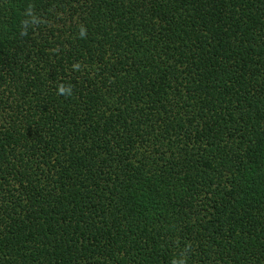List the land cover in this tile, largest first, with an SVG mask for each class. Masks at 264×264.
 Instances as JSON below:
<instances>
[{"label": "trees", "instance_id": "1", "mask_svg": "<svg viewBox=\"0 0 264 264\" xmlns=\"http://www.w3.org/2000/svg\"><path fill=\"white\" fill-rule=\"evenodd\" d=\"M0 264H264V0H0Z\"/></svg>", "mask_w": 264, "mask_h": 264}]
</instances>
